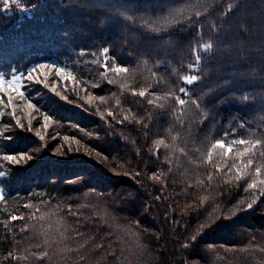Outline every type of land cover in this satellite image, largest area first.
<instances>
[{
    "label": "trees",
    "instance_id": "trees-1",
    "mask_svg": "<svg viewBox=\"0 0 264 264\" xmlns=\"http://www.w3.org/2000/svg\"><path fill=\"white\" fill-rule=\"evenodd\" d=\"M204 2L21 0L28 10L20 13L8 0L15 14L5 15L0 0V73L26 76L35 63H48L76 78L53 73L47 88L22 82L40 110L31 132L0 107V130L10 124L6 135L14 136L0 138V150L33 157L11 166L0 160L8 173L0 176V264H264V196L247 188L264 179V143L240 181L228 167L240 163L241 146L227 158L212 149L207 162L216 139L264 141V0L198 6ZM170 11L187 19L164 26ZM105 59L129 71L109 70L116 81L109 84L100 78ZM188 72L199 77L193 85L183 80ZM144 90L143 98L133 95ZM176 97L203 107H181ZM14 101L27 125L30 110ZM40 113L53 118L47 132Z\"/></svg>",
    "mask_w": 264,
    "mask_h": 264
},
{
    "label": "snow or ice",
    "instance_id": "snow-or-ice-1",
    "mask_svg": "<svg viewBox=\"0 0 264 264\" xmlns=\"http://www.w3.org/2000/svg\"><path fill=\"white\" fill-rule=\"evenodd\" d=\"M11 3L15 5L17 9L20 11H27L28 9L21 4V0H11ZM10 5L8 3V0H5V8H8ZM199 7H204L208 8L210 7V3L205 0L203 4L198 5ZM200 12H196V16H199ZM126 19H132L131 17H126ZM181 19H187V17L184 15V13L181 12H176V11H170L168 16L163 17V25L166 26L167 24H172V23H179ZM146 24L148 21L145 22ZM156 23H160V19L157 20ZM154 31H163V26L157 27L154 29ZM205 50L212 49L213 45L212 44H204L203 45ZM109 48L104 47L103 48V53L105 57H108L109 55ZM83 56L84 53H81ZM114 58V57H113ZM195 60L199 62L201 60V55L196 52L195 53ZM103 72L100 74V78L107 80L109 84L115 83L116 81L113 79H108L107 73L110 70L111 72L119 75L121 73H127L129 71L128 68L122 67V66H109L108 60L105 59L104 64L102 65ZM54 73L56 77H60L62 80L65 82L67 81H76V78L73 76L72 72L68 71L66 68L59 67L55 64H48V63H35L33 66L29 67L27 69V74L26 76L21 73L20 75L12 74L11 79H7L6 76L2 73H0V107L4 109H10V114L12 118L15 120V127L21 128V129H26L27 131L31 132L33 131V112H40L39 108H37L33 103L28 102L25 98V91H24V84L22 83L23 81H31L34 83H39L43 84L45 88L49 87V77ZM199 77L197 75H187L183 77L184 82L187 85H193L195 82H197ZM93 87H97L98 83H94L92 85ZM57 96H60L62 100L68 101V97L66 95L61 96L59 92L56 91L55 86L52 87L51 89ZM211 91V89H210ZM180 93H186V89L184 87H181L179 89ZM133 95H138L139 97H145L146 96V90L144 91H139L138 93H133ZM14 96L20 97L22 101H24V106L30 110L28 112V120H27V125H25L21 118L17 115V108L19 105L14 101ZM6 98V102H5ZM168 97L165 96L164 99H167ZM92 99L94 97L89 96L87 99V103H91ZM101 100L104 98L101 97ZM159 99V97H158ZM176 103L180 105L181 107L185 106L186 104H194L197 109H201L203 106L200 103H197L196 100H192L191 97L189 98L188 101H185L184 99L180 97H176ZM199 99V97H198ZM244 99H248V97H244ZM152 100H148V104H152ZM108 116H113V113L109 111ZM43 119V124L41 127L44 129L45 132L49 129V127L52 125L53 118L51 115L40 113ZM127 119V117H125ZM13 131V127L10 124H6L3 130H0V138H3L6 141L12 142L14 140V136L11 134L6 133H11ZM35 135L43 141L45 139V136L42 135L41 131L37 129L35 131ZM69 137L65 136L64 140L67 141ZM175 139V137L173 138ZM77 144H79V141H76ZM164 141L160 140L158 144H163ZM264 141L261 139H256L255 143H253L251 140H246V139H236L231 141L230 143H227L224 139H216L215 143L211 145V148L207 152V162L212 163L213 161V151L212 149H219L220 155L224 158H227L229 154L233 153L234 151V146L239 145L241 146L240 149L236 150V158L239 159L240 163H233L230 167L227 165V160L225 159V167H228L229 171H232L235 169V180L240 181L242 179H245L246 175H251L250 173L245 172L246 169L251 168L253 165V160L255 157V152L254 149L260 145H262ZM39 149H37L38 151ZM4 151L3 155H0V160H3L7 162L9 166L11 165H19L21 162H27L30 161L33 157L26 151H16L12 150L14 154H8V150H0ZM59 152V149H57ZM99 154V153H98ZM261 156H264V152L260 153ZM245 158H247L245 160ZM216 167L217 171H221L220 165H214ZM8 173H5L3 171H0V176L7 175ZM127 174V173H125ZM136 176H139V173H135ZM261 175V167L257 166L255 168V177H259ZM153 179H158L157 176H153ZM209 181L212 180V176L209 175L208 177ZM247 188L250 190H253V192L259 193V196H264V179L257 180L256 178L251 179V182L247 183ZM4 199L2 192H0V200ZM204 199H208V197H204ZM257 197L253 195L252 202L248 203L247 207L248 209H252L254 203L256 202ZM25 207H30L29 205H25ZM227 218V217H225ZM12 221L16 220H23L24 217L16 216L13 215L10 217ZM39 219L43 220L44 216H40ZM191 239L195 240L196 236H192ZM187 245H185L186 247ZM48 253L44 252L43 257H47Z\"/></svg>",
    "mask_w": 264,
    "mask_h": 264
},
{
    "label": "rangeland",
    "instance_id": "rangeland-1",
    "mask_svg": "<svg viewBox=\"0 0 264 264\" xmlns=\"http://www.w3.org/2000/svg\"><path fill=\"white\" fill-rule=\"evenodd\" d=\"M15 10H16V11H20V10L17 9V8H16ZM1 13H2V14H5V15H13V14H15V12L12 11V10L10 9V6H9L8 8L3 7V9L1 10ZM20 13H23V11H21ZM189 67H194V68H196V65H195V64H192V65H190ZM187 75H195V72H188V73H186V74H183L182 77L187 76Z\"/></svg>",
    "mask_w": 264,
    "mask_h": 264
}]
</instances>
